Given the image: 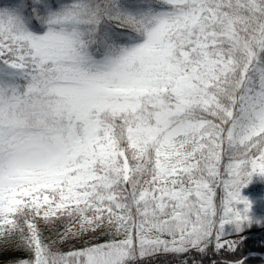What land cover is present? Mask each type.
Returning a JSON list of instances; mask_svg holds the SVG:
<instances>
[{
	"label": "snow or ice",
	"instance_id": "6c2138e0",
	"mask_svg": "<svg viewBox=\"0 0 264 264\" xmlns=\"http://www.w3.org/2000/svg\"><path fill=\"white\" fill-rule=\"evenodd\" d=\"M257 171L264 0H0V264H264Z\"/></svg>",
	"mask_w": 264,
	"mask_h": 264
},
{
	"label": "rangeland",
	"instance_id": "374dc122",
	"mask_svg": "<svg viewBox=\"0 0 264 264\" xmlns=\"http://www.w3.org/2000/svg\"><path fill=\"white\" fill-rule=\"evenodd\" d=\"M241 191L251 201L250 212L254 220H264V173L253 172L251 179ZM258 230L259 228L253 229L252 234Z\"/></svg>",
	"mask_w": 264,
	"mask_h": 264
},
{
	"label": "trees",
	"instance_id": "16d2710c",
	"mask_svg": "<svg viewBox=\"0 0 264 264\" xmlns=\"http://www.w3.org/2000/svg\"><path fill=\"white\" fill-rule=\"evenodd\" d=\"M262 235L261 230L255 232V234H252L254 238H259ZM204 264H208L207 258H205ZM253 264H258V262L254 261Z\"/></svg>",
	"mask_w": 264,
	"mask_h": 264
}]
</instances>
